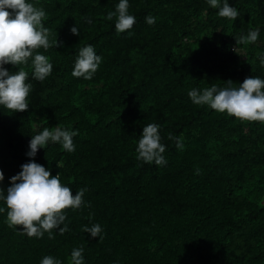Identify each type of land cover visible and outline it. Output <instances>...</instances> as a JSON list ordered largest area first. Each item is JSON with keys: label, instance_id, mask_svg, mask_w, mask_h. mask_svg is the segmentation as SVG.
<instances>
[{"label": "trees", "instance_id": "1", "mask_svg": "<svg viewBox=\"0 0 264 264\" xmlns=\"http://www.w3.org/2000/svg\"><path fill=\"white\" fill-rule=\"evenodd\" d=\"M26 2L45 11L49 39L57 33L60 46L37 50L53 66L44 81L32 78L31 60L4 65L9 73L24 68L32 90L27 111L0 106V189L6 195L11 177L34 159L73 195L87 191L85 206L65 210L69 230H53L54 239L10 228L0 199V264H41L45 256L71 264L81 247L84 264H264V123L241 122L188 96L193 88L264 79V0H228L235 21L208 0H128L132 35L117 34L115 17L106 19L120 0ZM148 16L156 23L148 25ZM256 29L254 44H236ZM88 45L102 62L91 80L73 77ZM150 123L159 126L165 166L136 159ZM57 126L78 132L75 151L50 141L28 157L31 138ZM93 224L103 229L97 238L81 230Z\"/></svg>", "mask_w": 264, "mask_h": 264}, {"label": "clouds", "instance_id": "2", "mask_svg": "<svg viewBox=\"0 0 264 264\" xmlns=\"http://www.w3.org/2000/svg\"><path fill=\"white\" fill-rule=\"evenodd\" d=\"M212 8H218V16L235 21L239 15L236 8L229 5L228 0H208ZM128 0H120L114 12H109L106 19L111 21L115 17V30L117 34L128 32L136 23V18L128 13ZM46 13L43 9L35 7L26 0H0V106L10 112H25L28 110V96L32 85L27 83L29 73L20 68L15 73H9L4 65L17 66L28 65L31 60L32 78L44 81L52 72V64L49 58L37 52L38 49L47 51L51 47L60 46L57 41L49 39L50 30L44 27L43 21ZM91 23V21H89ZM146 23L153 25L156 18L146 17ZM73 35H79L76 26L70 29ZM259 37V29L251 30L247 36H241L236 44H254ZM259 55V54H258ZM261 65H264V55H259ZM102 57L96 54L93 46H84L79 50L74 64L72 76L91 80L97 72ZM223 88L215 84L211 87L198 90L191 89L188 96L194 105L208 106L218 113H226L241 122L264 123V79L259 77L245 78L242 84L235 85L231 80L224 82ZM77 131L61 129L59 126L50 130L45 127L43 131L31 138L29 151L26 155L34 158L40 149L51 141L59 143L69 153L75 151L73 137ZM170 140L173 137H168ZM176 146L183 149L182 138H176ZM166 151L161 143L159 126L154 123L143 127L142 134L136 147V159L145 164L165 166L167 161L163 156ZM199 174V169H197ZM4 179L0 171V182ZM10 187L6 195L0 189V199L4 200L7 207L6 223L10 228L19 226L22 235L29 238H42L45 233L49 239H54L53 230L58 229L63 235L69 228L65 224V210L73 211L85 206L84 195L86 188L78 190L75 195L72 189L61 183L59 173L52 176L44 166L30 159L21 166L17 175L11 177ZM90 206V205H89ZM5 211L0 208V212ZM92 214L90 213V217ZM63 225V227H61ZM90 234L92 238L100 236L103 229L99 224L81 229ZM102 238V237H101ZM83 247L73 249L71 252V264H84ZM41 264H61L51 256H45Z\"/></svg>", "mask_w": 264, "mask_h": 264}]
</instances>
